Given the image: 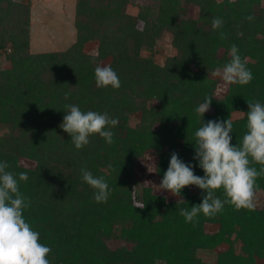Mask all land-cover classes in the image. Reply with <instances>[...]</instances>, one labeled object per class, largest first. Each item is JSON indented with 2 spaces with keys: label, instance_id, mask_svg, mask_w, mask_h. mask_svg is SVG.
Returning a JSON list of instances; mask_svg holds the SVG:
<instances>
[{
  "label": "trees",
  "instance_id": "1",
  "mask_svg": "<svg viewBox=\"0 0 264 264\" xmlns=\"http://www.w3.org/2000/svg\"><path fill=\"white\" fill-rule=\"evenodd\" d=\"M130 7L77 0L76 41L33 53L32 2L0 0V264H264V0ZM146 155L177 200L135 202Z\"/></svg>",
  "mask_w": 264,
  "mask_h": 264
},
{
  "label": "rangeland",
  "instance_id": "2",
  "mask_svg": "<svg viewBox=\"0 0 264 264\" xmlns=\"http://www.w3.org/2000/svg\"><path fill=\"white\" fill-rule=\"evenodd\" d=\"M32 2V25H31V51L33 53H45L55 51H65L76 41V29L74 26L75 9L77 0H21ZM149 0H133L135 7H130L132 13H137V6L145 5ZM197 9L191 8L190 16H196ZM96 44L88 45L87 52L94 53ZM154 59L157 63L163 64L167 57L176 54L171 44V37H164L155 49ZM0 68H10L9 62L5 59V54L0 50ZM232 71H219L217 77L220 79L219 92L224 93L228 88L229 82L234 77ZM240 113H234L233 119L241 117ZM139 116H137L138 118ZM136 118V119H137ZM136 120H132V124H136ZM5 133H9L5 129ZM23 166H33L35 163L23 160ZM137 183L134 186L135 202L141 203V189L145 186L153 187L156 193L164 195L169 200H177L165 181L158 176V161L154 155H146L142 158L139 168L135 172ZM263 193L253 195L252 204L256 207L261 206L263 201ZM209 232H214L216 226H208ZM112 242V245H115ZM200 255L206 261L215 259V252L202 251Z\"/></svg>",
  "mask_w": 264,
  "mask_h": 264
}]
</instances>
